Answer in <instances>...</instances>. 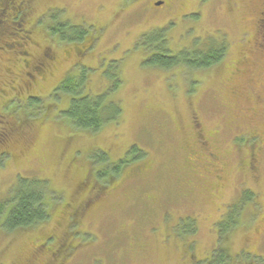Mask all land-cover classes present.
Wrapping results in <instances>:
<instances>
[{
	"label": "rangeland",
	"instance_id": "obj_1",
	"mask_svg": "<svg viewBox=\"0 0 264 264\" xmlns=\"http://www.w3.org/2000/svg\"><path fill=\"white\" fill-rule=\"evenodd\" d=\"M11 3L23 13L8 27L0 16V39L28 53L0 48V199L36 180L50 216L0 223V264H202L217 248L228 264H264V0ZM60 22L86 36L49 35ZM155 30L172 52L225 54L208 68L151 66L143 36ZM67 74L108 90L118 118L76 128L71 95L55 92Z\"/></svg>",
	"mask_w": 264,
	"mask_h": 264
},
{
	"label": "trees",
	"instance_id": "obj_2",
	"mask_svg": "<svg viewBox=\"0 0 264 264\" xmlns=\"http://www.w3.org/2000/svg\"><path fill=\"white\" fill-rule=\"evenodd\" d=\"M6 1L8 4L2 9L0 16L2 17V20L8 17L3 24L8 27L6 23L9 21L12 22V19L15 20L18 15L21 17L23 13L21 9L23 8L19 5L15 9L14 6H11L13 0ZM50 30L51 32L49 35L61 33L62 38L69 37L68 39L71 38V40H80L86 36L85 32L87 29L81 28V26H67V24L60 22L59 25L55 27L52 26ZM0 34L3 35L2 30L0 31ZM13 35L15 37L16 33L12 34V36ZM22 36L19 34V39L23 38ZM25 39H28L27 36ZM13 40L14 38H12L11 41L0 39V48L2 49L5 47L6 49L19 51L23 55H27L28 52H25L27 49L25 46L26 42L22 43L20 40V43H18L17 40ZM30 40L31 39L28 41ZM166 41L164 31L160 30H155L154 32L143 36V47L150 50V53L147 56V63L149 65L158 66L160 68H174L181 65L186 66L188 69L208 68L211 65L219 63L226 50V45L224 43H212L204 49L194 47L185 48L178 52H172L168 49ZM48 46L53 54H55L54 45L49 42ZM37 70L34 69L33 73H37ZM38 71H41V69ZM83 84L84 82L82 78L77 79L67 74L56 88L55 92L62 91L71 95V103L65 110L64 115L71 119L76 128L98 131L110 121L118 118L120 105L116 103V101L108 99V90L98 95H92L83 90ZM141 152L142 151L137 147H134L129 151V153H131L130 155H133L134 157L141 155ZM4 157L5 155L2 156V159ZM104 157H106L104 154L100 155V159L103 160L105 159ZM2 159L0 160V163L2 162ZM126 160L127 158L120 162L124 163ZM119 166L121 165L119 164L114 167V172H117ZM28 181L29 180H27V182ZM33 181L34 183L28 184L26 180H23L21 185L17 188L14 196L11 198L0 199V223L5 228L14 230L28 229L49 218L50 212L47 204L46 185L43 183L41 184L36 180ZM239 204L242 205V203ZM229 211H231V209ZM233 214L234 213H230L228 218L229 221L224 218V221L220 222V231H225L236 222ZM50 248H48V250ZM223 250L225 251L224 248H222V251ZM224 251L221 252V249L217 248L214 250L211 257L207 258L202 264H228Z\"/></svg>",
	"mask_w": 264,
	"mask_h": 264
},
{
	"label": "flooded vegetation",
	"instance_id": "obj_3",
	"mask_svg": "<svg viewBox=\"0 0 264 264\" xmlns=\"http://www.w3.org/2000/svg\"><path fill=\"white\" fill-rule=\"evenodd\" d=\"M162 1H164V0H162ZM161 2V1H160ZM154 6H156V7H160V3H157L156 4V2H154ZM53 52H52V50H50L49 49V46L47 45L44 49H43V51H42V53H41V60H39V64H41V65H44L45 64V61L46 60H52L51 58H53ZM44 57H46L47 59L44 61ZM244 63V62H243ZM242 63V64H243ZM37 67H35L34 69H36V68H38V65H36ZM33 69V70H34Z\"/></svg>",
	"mask_w": 264,
	"mask_h": 264
}]
</instances>
